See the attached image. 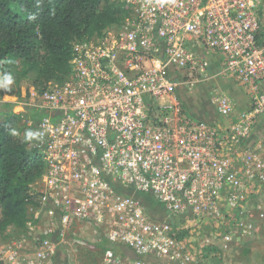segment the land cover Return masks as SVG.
I'll use <instances>...</instances> for the list:
<instances>
[{
    "label": "built area",
    "instance_id": "built-area-1",
    "mask_svg": "<svg viewBox=\"0 0 264 264\" xmlns=\"http://www.w3.org/2000/svg\"><path fill=\"white\" fill-rule=\"evenodd\" d=\"M115 1L129 9L124 23L75 42L69 78L16 102L43 113L33 131L47 165L35 184L45 226L33 243L4 248L2 264H57L77 226L108 242L103 264H198L182 235L207 218L234 230L206 239L221 254L256 231L264 134L249 140L264 123V0ZM222 80L247 91L245 110ZM180 89H206L222 121L189 115Z\"/></svg>",
    "mask_w": 264,
    "mask_h": 264
},
{
    "label": "trees",
    "instance_id": "trees-1",
    "mask_svg": "<svg viewBox=\"0 0 264 264\" xmlns=\"http://www.w3.org/2000/svg\"><path fill=\"white\" fill-rule=\"evenodd\" d=\"M128 15V7L115 0H0V73L15 77L11 92L0 90V235L7 241L31 238V227L39 231L45 226V208L35 184L47 165L34 140L25 141V132L33 131L43 113L30 112V117L15 113L17 104L3 102L2 94L14 95L28 76L37 90L50 82L62 83L72 73L73 44L102 38ZM199 98L196 103L208 108L202 92ZM11 129L19 134L11 135ZM263 134L264 123H259L251 143ZM216 250L208 246L205 253Z\"/></svg>",
    "mask_w": 264,
    "mask_h": 264
},
{
    "label": "rangeland",
    "instance_id": "rangeland-1",
    "mask_svg": "<svg viewBox=\"0 0 264 264\" xmlns=\"http://www.w3.org/2000/svg\"><path fill=\"white\" fill-rule=\"evenodd\" d=\"M31 82L32 79L31 77L28 76L27 79H24L20 83L18 92H16L14 95H9L7 93H4L2 94L3 97L2 100L13 103L16 102L21 103L26 101V96L29 94L31 87L33 86ZM194 96L192 95L191 97L193 98ZM199 96H196L193 99L199 101L200 99ZM187 97L189 99L191 98L190 96ZM183 103L186 106V100H184ZM187 107H189V105H187ZM14 111L15 113L23 114L26 117H30L29 116L30 112L28 111L27 108H25L24 111H22V109L19 108L15 109ZM249 141L251 142V139ZM250 142H248V146ZM253 193L254 194L252 195L250 202V222L255 227L256 231L255 233H253L252 236H243V237L239 236L238 238H236V242L233 245L230 252L221 254L218 251H213L209 254H206L205 248L207 247L208 243L206 237L205 238L203 237V239H201L200 233H198L199 231L197 228L199 227V225L194 226L189 233H184L182 235L183 236L182 239L184 240L182 242L184 243V246L186 245L188 252L194 253V256L197 260L196 263L198 264H264V186L258 187L257 194H255L254 191ZM253 197L254 199L252 201ZM223 211H225V215H227L228 212H226L225 206L223 207ZM207 220L213 222L214 224L216 223V225L212 229H210L211 231L209 235L210 237H214L215 234L218 235L222 232H225L224 227L226 229V225H227L226 223L225 224L223 223L225 219L207 218ZM204 221L206 220H203L201 222ZM78 227L80 226H77V229H79ZM230 228L233 230L232 227ZM36 231L37 229L31 227L29 231L30 235L36 236L37 235ZM80 232L81 229L74 231V233H72L71 231L69 234L66 235L65 241H63L61 246L59 247V252L56 257L57 264H64V261L67 262V264H102L104 251L106 247H108V244L105 241L101 242V240L99 241L95 240V237H86L87 235H83L85 238L83 237L80 238ZM70 234L72 236L71 238H70ZM209 236L208 238H210ZM32 238L34 239V237H31V238H22L19 241L16 239L15 241L14 240L7 241L4 237H2V235H0V253L4 248L9 247L14 243L22 242L21 243L22 246L23 245L25 246L26 244H31L33 243Z\"/></svg>",
    "mask_w": 264,
    "mask_h": 264
},
{
    "label": "crops",
    "instance_id": "crops-1",
    "mask_svg": "<svg viewBox=\"0 0 264 264\" xmlns=\"http://www.w3.org/2000/svg\"><path fill=\"white\" fill-rule=\"evenodd\" d=\"M210 58H212V57H210ZM220 84L222 85L223 89L226 92H228L229 94L232 95V97L235 98V102L237 105V112H241L249 106V95H248L247 91L245 89H243L240 85L235 84L234 82H228L227 80H222ZM206 92H207L206 89L203 90L202 95L206 94ZM178 94L180 97H182L183 101L186 100V104L188 103L187 105H189V107H187V105H186V108H187L186 111L192 117L199 119V120L209 122L210 124H213V125L218 124L222 121V119L217 115V113L215 112L213 107L209 104V102H207V105L209 104L208 108H203V107L199 106V103H196V102H198V100H194L193 98L196 96H199L200 93H197L198 95H196L194 93L189 95L190 97L192 95L193 96L196 95L193 98L191 97L192 99L191 98L189 99L187 97L188 95H186L185 91L182 89H180L178 91ZM4 102H6V101H4ZM228 213L230 215L233 214V212H231L230 210H228ZM215 225H216V223L214 224L213 222H210L208 220L202 222L199 225V227H197L198 231H199L198 233H200L201 239H203V237L204 238L206 237V239H207L211 233L210 229H212ZM78 228L81 229L80 238H82V237L85 238L83 235H87L86 237H95V240H98V241L100 240L101 234L99 231H96L93 229H92L93 230L92 231V230H90V228L85 227V226H80ZM79 229H77V227H76L73 230V233H74V231L79 230ZM75 236H76V234H75ZM106 243L108 244V242H106ZM108 247H110L109 244H108ZM106 250H107V247H106L105 251ZM119 251H120V254H122V255L123 254L128 255L132 258L135 257V255L131 251H128L127 249L122 248ZM102 264H103V262H102Z\"/></svg>",
    "mask_w": 264,
    "mask_h": 264
},
{
    "label": "clouds",
    "instance_id": "clouds-1",
    "mask_svg": "<svg viewBox=\"0 0 264 264\" xmlns=\"http://www.w3.org/2000/svg\"><path fill=\"white\" fill-rule=\"evenodd\" d=\"M15 83V77L11 72L0 73V90H4L5 92H11L12 86ZM11 135L16 136L19 133L15 129H11ZM43 134L39 131L28 130L25 132V141L32 140H42ZM119 249V248H118ZM116 250L117 253L120 254L121 249Z\"/></svg>",
    "mask_w": 264,
    "mask_h": 264
}]
</instances>
